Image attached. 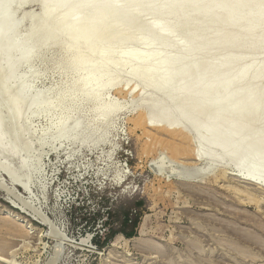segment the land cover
<instances>
[{"label":"bare ground","instance_id":"obj_1","mask_svg":"<svg viewBox=\"0 0 264 264\" xmlns=\"http://www.w3.org/2000/svg\"><path fill=\"white\" fill-rule=\"evenodd\" d=\"M28 1L0 0V157L13 163H2L11 180L28 187L31 120L46 121L39 149L47 137L51 146L67 139L94 147L121 109L102 97L138 88L131 114L144 117L136 124L189 139L195 168L163 167L168 177L197 184L232 166L240 181L264 188V123L254 130L264 117V59L254 58L264 48V0H37L33 16L22 13ZM51 68L60 82L34 91Z\"/></svg>","mask_w":264,"mask_h":264},{"label":"rangeland","instance_id":"obj_2","mask_svg":"<svg viewBox=\"0 0 264 264\" xmlns=\"http://www.w3.org/2000/svg\"><path fill=\"white\" fill-rule=\"evenodd\" d=\"M26 4L24 14L33 16L41 10L37 0ZM26 30L22 26L18 33ZM246 50L239 52L245 55ZM218 51L214 48L213 55ZM256 56L264 59V48ZM35 68L39 69L37 64ZM56 73L52 68L43 73L34 91L59 83ZM76 78L71 77L73 82ZM259 82L264 84V75ZM126 93L111 90L102 97V103L112 101L121 109L104 142L94 147L92 142L62 139L52 150L53 140L47 137V145L39 149L37 131L46 121L31 120L36 134L30 140V160L39 162L40 170L31 187V208L25 213L12 209L0 191V264H264V188L240 181L232 166L217 168L197 184L183 185L168 177L163 167L195 168L189 139L181 130L136 124L144 117L141 111L131 114L138 88ZM83 107L87 118L93 104ZM263 123L261 115L254 130ZM175 147L185 148L188 155H176ZM150 164L157 166V174ZM0 169L5 173L2 163ZM14 194L9 197L17 205L25 200L20 191ZM32 209L61 235H48L47 228L31 218ZM125 213L129 218L138 215L134 236L116 233L99 250L95 241L103 242L110 228L118 230Z\"/></svg>","mask_w":264,"mask_h":264},{"label":"water","instance_id":"obj_3","mask_svg":"<svg viewBox=\"0 0 264 264\" xmlns=\"http://www.w3.org/2000/svg\"><path fill=\"white\" fill-rule=\"evenodd\" d=\"M31 135V134H30ZM25 138H27V136H23L22 135V139L25 140ZM26 142V141H25ZM32 149H35V148H32ZM26 151V150H25ZM24 150H20L19 153H17L18 157H17V161H15L14 165L15 166H18L19 163H22V161H24V154L26 153ZM30 160V159H29ZM0 163H3V164H12L13 166V163H9L7 162L4 158L0 157ZM18 163V164H17ZM29 163L31 164V166L34 167V170L32 169H27V174H31V177H30V186L25 190V186L21 183H18V182H15L13 180H11L6 173H4L1 169H0V191L2 193H4L5 195V201L9 204V206L12 208V209H15V210H19L20 212L22 213H25V208L28 209L31 208V202L30 200L32 199V190H31V187H32V184L35 183V179H36V174L38 173V171L40 170L39 168V162H37L36 160L33 161L32 159L29 161ZM149 167L152 169V171L154 173H158V168L155 164H150ZM37 171V172H36ZM20 191L21 192V197L24 198L25 200H21L19 202V205H17L14 201H12L9 197L12 196V197H16L14 196L15 192H18ZM33 213H34V217H31L35 222L39 223L40 225L44 226L47 228V234L48 235H51L52 237H59L61 234L60 232L54 227V225L50 222V220H48L46 217L44 216H39L38 212L34 209H32ZM37 213V214H35Z\"/></svg>","mask_w":264,"mask_h":264},{"label":"trees","instance_id":"obj_4","mask_svg":"<svg viewBox=\"0 0 264 264\" xmlns=\"http://www.w3.org/2000/svg\"><path fill=\"white\" fill-rule=\"evenodd\" d=\"M108 216L110 214L108 213ZM129 213H125L121 216V223H120V228L118 230H114L113 228L109 229L108 234L106 235L105 239L103 242L95 241V246L101 250L103 249L106 245L107 242L110 238H112L116 233H121L124 237L126 238H131L134 236V229L137 225L138 221V215L134 216L133 218H129ZM112 218V217H111ZM107 224V223H105Z\"/></svg>","mask_w":264,"mask_h":264}]
</instances>
